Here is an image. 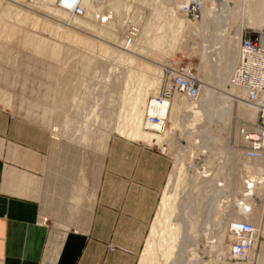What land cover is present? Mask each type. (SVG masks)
<instances>
[{"label": "rangeland", "instance_id": "rangeland-1", "mask_svg": "<svg viewBox=\"0 0 264 264\" xmlns=\"http://www.w3.org/2000/svg\"><path fill=\"white\" fill-rule=\"evenodd\" d=\"M26 1L34 3L38 0ZM58 1L52 5L46 4L45 8L35 7V9H28L20 6V8L13 9L8 4L12 3L11 0H0V107L12 110L19 117L47 129L51 133L50 138L53 143L81 145L88 155L95 152L105 154L109 142L115 136L162 148L171 160V167L166 184L161 192L147 241L139 255L138 264H142L143 257L148 254L151 246L150 242H152L154 258L157 263L176 264L175 257L167 256L164 251V243L166 242V235L173 231L170 223L176 215L174 212L176 204L171 205V201L173 198H177V200L182 198L184 189L189 186L187 182L185 186H181L178 192L171 189V176L173 171L177 169V163L182 165L181 182H183V179L187 181L190 178L189 169L187 168L188 159L184 154H179L181 158L178 161V153L176 152L180 144H186V140L171 143L169 136L164 135L161 137V145L148 142L134 136L132 120L135 119L136 122L135 130L139 129V131H142L144 108L149 100L161 93L167 76L166 65H172L176 68H189L199 79L201 88L202 86L212 87L214 93L219 91L218 93L222 92L225 94L224 96L232 97L235 100L234 104L232 103L233 110L230 117L231 133L226 134L222 130L224 122L218 119H212L207 123L203 121L199 123L192 122V127L194 128L192 130L196 132L203 130L207 124L210 128L212 126L211 135L216 137L214 144L219 148H217V151L220 150V154L216 158H212L214 161L204 166L212 156L210 151L213 152V147H209L210 151L207 149L205 151L202 146L197 148L196 156L193 157L192 161L199 170H206V172H197L199 176L197 179L199 181L198 185H200L198 191L202 190L201 192H205L209 189L206 184L200 183L203 178L211 175L219 178L221 174H225V171L216 170V165H219L224 160V151L222 149L229 142L231 148L240 150L241 140L238 131L243 124L249 121L242 119L237 113L238 100L236 96L238 94L236 91L228 88L224 89L221 85L214 83L213 70L211 69L214 63L210 61L208 55H202L204 36L212 35V33L213 37L221 35L218 25L211 23L210 29L205 28V31L200 30L197 34L190 31V29L186 32L187 37L183 38V41L176 39L177 34L175 32L168 41L169 43L167 42L168 44H165L162 50L151 48V50L145 49L141 53L138 48L135 49L130 46L132 44L139 46L147 44L148 41L146 39L150 41L151 37L164 34V21L167 12L170 13V9L174 7L173 1L92 0V7L87 9V14L78 17L81 20L88 19L94 25L95 31L86 30V28L76 25L73 17L77 15L72 14L71 20L67 21L57 14H53L52 12L55 11L56 13L58 9L67 10L66 7H60ZM194 1L196 0L191 1L188 5ZM205 1L207 5L215 6L213 0ZM196 2L199 3L198 1ZM229 4L232 8V16L228 17L229 20L222 21V24L225 25V31H228L225 32L226 35L230 37L235 34L239 18L233 14L236 11L238 2L229 0ZM160 6L165 8L166 11L161 10ZM48 8L49 10L51 9V12ZM181 13L178 16L181 20L185 19V16L186 19L193 23L198 24L200 21V16L193 18L188 16L187 12L186 14ZM103 18L104 20H102ZM45 19L66 26L72 29L74 33L72 30L68 32L53 30ZM263 25L261 28L255 23L248 24L245 27L244 34L249 35L253 32L261 33L264 36ZM144 26L146 29H150L145 40L140 38V33L145 28ZM132 28H136L139 32L136 30V33L130 37ZM111 30L116 32L114 36L109 34ZM128 40L129 45H125ZM104 44L131 55L136 56L137 54L140 60L137 58L136 62L130 63L122 56L119 57L118 53L114 51L102 50V45ZM144 55L146 58L143 57ZM143 60H147L150 63L144 65ZM128 71H130V74H127L128 77H126V73H129ZM116 77L121 78L116 80ZM127 78L129 85L125 87ZM100 91L102 92L100 93ZM179 96L182 95L177 94L172 102L179 100ZM136 98L139 99L137 103ZM79 100L82 101L81 105L83 108L75 113L74 109L80 104L78 103ZM242 100L245 101L244 99ZM228 104L229 102L225 104L216 102V108L214 109L222 112ZM209 105L211 103L203 106L205 109V111L203 110L204 113H202L203 116L210 113L211 106ZM71 113L79 115L80 121L84 125L83 128H85L83 131L86 130L90 134L87 140L78 139L76 138L77 135L70 138L67 132H63L64 125H67L65 121ZM169 115L171 116V112ZM101 122H103V126H101ZM100 129L102 132L107 131L109 133L105 146L98 144L100 133H102ZM102 147H104V151L100 149ZM193 172L194 170L192 169L190 173ZM245 177L249 176L241 173L240 181L242 182ZM230 193L233 194L234 191ZM213 232L217 234L218 230L215 229ZM224 236L226 237H224V242L226 243L225 245L223 244L225 250L223 253L221 250L214 252L216 260H214L213 264H234L227 259L230 256V239L232 240L228 228L227 230L225 229ZM197 237L198 239H195L197 242L199 241V255L209 259L211 255L213 256V250L209 248L211 246L207 242V237H204V235ZM260 251L261 246L258 247L257 258L258 254L261 253ZM243 262H246V260L240 263L243 264ZM198 263L202 264L201 261Z\"/></svg>", "mask_w": 264, "mask_h": 264}, {"label": "crops", "instance_id": "crops-1", "mask_svg": "<svg viewBox=\"0 0 264 264\" xmlns=\"http://www.w3.org/2000/svg\"><path fill=\"white\" fill-rule=\"evenodd\" d=\"M68 119L63 132L87 140L79 115ZM50 134L0 107V264H138L169 156L121 136L88 155Z\"/></svg>", "mask_w": 264, "mask_h": 264}, {"label": "bare ground", "instance_id": "bare-ground-1", "mask_svg": "<svg viewBox=\"0 0 264 264\" xmlns=\"http://www.w3.org/2000/svg\"><path fill=\"white\" fill-rule=\"evenodd\" d=\"M11 1L12 3L8 4H10L13 9L20 8V6H24L28 9H35V7L45 8L46 4L52 5L58 0H38L34 3H29L26 0ZM165 1H173L174 7L173 9H170L169 7L171 12H167L166 19L163 25L164 34L160 36H154L153 38L151 37V39L149 38V41L148 39H146V35L147 33H149L150 29H146V27L144 26L145 28L143 29L142 33H140V38L144 40L146 39V41H148L147 44L140 46L137 44H132L130 47L133 46L132 48H138V51L141 53H143L145 49L151 50V48L155 50H162L164 45L169 43L168 41L171 39V37H173L172 34L175 32L177 34L176 39L183 41V38L187 37L186 32L190 29V31L197 34L200 30L205 31V28L210 29L212 24L218 25V30L221 32V35H215L213 37L212 33V35L209 34L208 36H204L202 55H208L210 61L214 63L213 67L211 68L213 70L212 75L214 83L216 85H221L222 87H224V89H233L238 94L236 97L238 100L237 113L239 117H241L242 119H246V121L249 122L254 121L257 116V110L254 106L242 100L246 96V91L243 88L236 86L232 82V76L240 61L242 51V35L244 34L245 27L248 24L251 25L252 23H255V25L261 26L262 28V25L264 24V0H235L238 2V5L236 6V11L233 14L238 16L237 18H239V22L237 27L235 26V34L230 37L226 35L225 32L228 31H225V25L222 24V21L225 22L229 20V16H232V8L229 4V0H213L215 2L214 7L207 5L205 3V0H196L201 4L199 17L200 21L198 24L186 19L184 15L183 16L185 19L181 20L178 17L180 16L179 14L181 12L186 14L184 6L188 5L193 0ZM91 3L92 0H82V6L84 8L86 6V8L85 12L81 15L87 14V9H90L92 7ZM64 5L66 8H72V6L68 4L64 3ZM162 9L164 12L166 11L165 8L161 7V10ZM27 10L26 12H28ZM49 11L51 12V9ZM52 13L55 15L57 14L67 21L71 20V17L73 16L71 12L64 9H58L56 13L55 11H53ZM78 16H80V14L76 17H73V19L75 20L74 23L76 25L86 28V30L89 29L95 31L94 25L89 22L88 19L81 20V18H79ZM45 20L52 26L53 30H61V32H68L72 30L66 26H63L56 22H52L48 19ZM136 30V28H132L130 37L136 33ZM262 30L264 31V29ZM137 31L139 32V30ZM115 33L116 32H114L113 30L109 32L111 36H114ZM125 45H129V40ZM102 50L114 51L115 53H118L119 57L122 56V58L129 61L130 63H134L138 59L140 60L137 54L136 56L131 55L107 44L102 45ZM143 57L146 58L145 55ZM148 63L150 62H148L147 60H143L144 65H148ZM128 72L129 73H126V77H128L127 74H130V71ZM120 78L121 77H116V80H119ZM194 78L198 81L199 84V95L197 97H190L188 94L176 93L172 100L168 102L166 101L163 106H159L155 96L148 101V104H146V107L144 108L142 131H139V129L135 130V119L132 120V125L135 137L142 138L144 140H147L148 142L156 143L158 145H161V137L164 135L169 136V140L171 141V143H178L182 140H186V144H180L179 149H177L176 152L178 153V161H180L181 158L179 154H184L188 159L187 168L189 169L190 178L187 179V181L183 179V182H181L182 165L180 163H177V169L173 171V174L171 176V189L178 192L180 191L181 186H185L187 182L189 183V186L184 189V195L182 198H179V200H177V198H173L171 201V205L176 204V207L174 209L176 215L170 223L172 225L171 230L173 231H170L166 235L167 237L165 238L166 242L164 243V251L166 252L167 256L175 257L176 264H197L199 261H201L202 264H213L214 260H216V255L214 254V252H216V250H221V252L223 253L225 250L223 246V244L225 245L226 243L224 242L225 229H229V224L232 221H250L257 226L262 224V209L264 207V159L261 161H253L245 156L243 149L239 148V151L241 152L240 154L238 150L231 148L230 143L227 142L226 147H223L222 149V151H224V160H222L219 165H216V170L220 172L225 171V174H221L219 178H216L214 175L203 178V180H200V183L204 185L206 184L209 189L205 192H201L202 190L200 192L198 191V187L200 185H198L199 181L197 179L199 178V176L197 172H206V170H199L197 165H195L192 161L193 157L196 156L197 148L202 146L205 151L206 149L210 151L209 147H213V152L210 151L212 156L210 160L204 164V166L209 162L214 161V159L212 160V158H216V156L220 154V150L217 151L218 147H216L214 144L216 137L211 135L212 124L210 125L211 128L207 124L205 125L203 130H197L198 132H196L195 130H192L194 129L192 127V122L195 121V123H199L203 121L207 123L212 119H218L224 122V127H221L222 130L226 132V134L231 133L230 117L233 110L232 103L234 104L235 100L232 97L224 96L225 94L222 92L218 93V91L216 92L217 94L214 93L213 88L209 86H202V90L199 79H197L196 75ZM128 85L129 81L127 78L125 87H128ZM101 92L102 91H100V93ZM177 94H180L182 96H179V100L172 102ZM138 100L139 99L136 98V103ZM216 102H222L224 104L226 102H229L230 105L228 104L227 106H225L222 112H218L214 109L216 108ZM208 103H211V105H209L211 106L210 113L203 116L202 113H204L205 111L203 106ZM170 112L171 116L169 115ZM148 114L160 115L162 121L156 123L151 122L148 118ZM103 122H101V126H103ZM108 135L109 133L107 131H103L100 135L99 142L104 146L106 145L105 142ZM192 169L194 170V172L190 173ZM241 173H245L247 176H249L243 178L242 182L240 181ZM247 178H249V182L253 183V186L251 188L247 187V183L245 181ZM232 191H234V195L230 193ZM170 224L169 226H171ZM215 229L218 230L217 234L213 232V230ZM201 235L207 237V242L211 246L209 248L213 250V256L211 255L209 259L200 256L198 253L199 241L197 242L196 239H198L197 236ZM231 236L233 239V235ZM262 243H264V240L261 242V244ZM261 244L259 246H261ZM150 245V250L148 254H145V256L143 257L142 264H159L154 258L152 242H150ZM258 247L249 253V258L246 260V262H243V264H258V258L256 257ZM259 255L260 253L258 254V257ZM241 261H233L232 263L241 264Z\"/></svg>", "mask_w": 264, "mask_h": 264}, {"label": "built area", "instance_id": "built-area-1", "mask_svg": "<svg viewBox=\"0 0 264 264\" xmlns=\"http://www.w3.org/2000/svg\"><path fill=\"white\" fill-rule=\"evenodd\" d=\"M64 3L72 6V8L66 9L73 15H81L85 12L82 0L58 1L62 8H65ZM185 11L188 16L198 18L200 5L192 2L185 6ZM241 44V57L233 73L232 82L246 91L244 100L256 108L257 116L254 121L240 127L241 146L239 148L244 150L247 158L261 161L264 159V38L261 33L243 34ZM165 67L167 76L164 87L161 93L156 96L159 106L172 100L176 93L188 94L190 97L199 95V84L195 80V73L192 70L176 68L172 65ZM148 118L154 123L162 121L161 116L157 114H148ZM245 181L248 188L253 186V183L249 182V178ZM262 210L263 220L259 226L250 221L240 220L232 221L229 224V231L233 235V239H230L231 256L228 257L231 262L247 260L249 253L264 240V207Z\"/></svg>", "mask_w": 264, "mask_h": 264}]
</instances>
